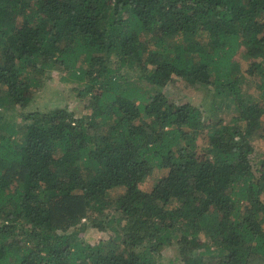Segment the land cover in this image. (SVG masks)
<instances>
[{"label": "trees", "instance_id": "trees-1", "mask_svg": "<svg viewBox=\"0 0 264 264\" xmlns=\"http://www.w3.org/2000/svg\"><path fill=\"white\" fill-rule=\"evenodd\" d=\"M258 141L264 0H0V264H264Z\"/></svg>", "mask_w": 264, "mask_h": 264}, {"label": "rangeland", "instance_id": "rangeland-1", "mask_svg": "<svg viewBox=\"0 0 264 264\" xmlns=\"http://www.w3.org/2000/svg\"><path fill=\"white\" fill-rule=\"evenodd\" d=\"M175 78L177 80H175V83L172 84L171 88H173V96H176L178 98L180 97H184L186 99H191L193 97V94H198V89L194 90V91H188V88H185V82L183 81V79H180L177 75H175ZM66 83L60 80V73H57L56 71L53 73L52 76V80L48 83V85L46 86V88L43 90V92L39 93V92H34V96H35V100L34 103L35 105L44 107L47 106L51 101H53V99L57 98V94L58 93H54L53 91L56 89H63L66 87ZM69 86V85H68ZM193 93V94H192ZM201 93L203 94L204 92L201 91ZM205 96V97H204ZM203 100H204V105L207 109L208 112V124L209 123H214L213 120H211V116L213 114V109L211 108V98L210 96H208L207 93H204L202 96ZM202 100V101H203ZM66 107H69L70 109H74L75 108V103L69 99L67 100H63L61 101ZM211 121V122H210ZM257 141V139L255 140ZM259 145L261 146V144L263 145L264 143L261 141H258ZM165 173V172H164ZM159 174V173H157ZM155 176V175H154ZM151 179H153V177L150 178L149 182H151ZM85 237H88L90 239V241H95L98 240L101 237V234L99 232L93 231V230H88L85 232ZM164 254L168 255V252L165 251Z\"/></svg>", "mask_w": 264, "mask_h": 264}]
</instances>
